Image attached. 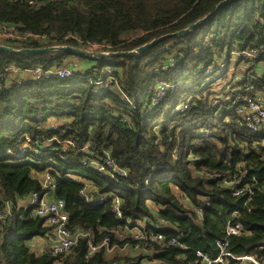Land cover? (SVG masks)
<instances>
[{
  "label": "trees",
  "instance_id": "obj_1",
  "mask_svg": "<svg viewBox=\"0 0 264 264\" xmlns=\"http://www.w3.org/2000/svg\"><path fill=\"white\" fill-rule=\"evenodd\" d=\"M27 1L0 0V23L46 38L8 43L14 47L96 42L98 50H127L162 37L140 55L102 59L66 51L27 55L0 50V69L9 64L48 67L72 59L82 63L70 77H28L0 90V205L10 206L8 223L0 225V264H101L109 260L100 245L105 236H110L109 246L116 250L111 259L118 264H143V259L145 264H198L194 250L214 256L215 239L234 222L241 223L242 233L229 236L230 250L251 251L264 264V130L244 127L227 102L210 91L200 68L235 46L264 45V0H230L181 36L173 32L212 11L220 0ZM170 57L174 66L168 65ZM109 76L113 85L98 90L95 82ZM158 80L171 86L152 105ZM182 100L188 107L176 110ZM53 121L61 124L59 130L51 128ZM25 137L34 146L19 156ZM53 137L58 141L45 144ZM65 139L74 146L63 151ZM79 143L89 147L80 150ZM104 152L128 171L118 182L80 162ZM44 173L55 182L54 195L65 201L68 225L86 233L63 256L31 249L30 240L51 227L45 217L32 214L31 206L18 203L42 190ZM234 174L239 183L222 184ZM85 183L97 192L90 201L79 195ZM240 183L253 190L249 198L246 192L232 194ZM103 194L120 197V217L110 209L111 198L98 202ZM144 218L166 221L165 241L147 255H119L118 249H132L135 241L119 239L109 229ZM171 237L177 242L169 243ZM89 238L98 246L94 252H89Z\"/></svg>",
  "mask_w": 264,
  "mask_h": 264
},
{
  "label": "built area",
  "instance_id": "obj_2",
  "mask_svg": "<svg viewBox=\"0 0 264 264\" xmlns=\"http://www.w3.org/2000/svg\"><path fill=\"white\" fill-rule=\"evenodd\" d=\"M28 4L37 3L36 0H28ZM29 38H46V35H36L30 31L18 30L17 26H9L4 23H0V43L5 41L4 44L18 43ZM88 49L98 50V44L91 42L88 44ZM235 62V65H241L242 71L239 73L235 80H230L231 86L230 96L227 101V108L234 112L235 118L247 129L256 133L264 130V45H246L235 46L229 53H225V58L219 56L215 61L208 64L206 67L201 64L200 68H204L203 71H212L223 75L227 70L230 62ZM169 66H174L175 60L173 57L169 58ZM167 67L166 65L163 68ZM80 68L79 61L72 59L67 64L51 65L43 67L36 65L32 68H22L12 64L6 65L0 69V90L3 88H9L13 84L21 83L26 78L33 79H46L52 76L60 78L70 77L77 74ZM112 68H107V71H111ZM219 71V72H218ZM112 77L107 79H100L95 82L98 90H104L112 86ZM210 81V80H209ZM234 81V82H233ZM233 82V83H232ZM112 84V85H111ZM228 85V83H227ZM171 85L160 84L156 87V95L152 98V105L159 103L165 96L166 89H169ZM166 87V88H165ZM179 105V104H178ZM188 107V101L184 100L182 104L177 106L176 110H184ZM51 128L59 130L61 124L58 122H52ZM69 128V126H67ZM210 133V132H207ZM56 140L57 137L45 140V144H49L50 141ZM80 150L88 148L89 145L80 144ZM30 146H34L33 140L30 137H25V140L18 149V155L25 154ZM69 146H74L72 139H65L62 141V150L65 151ZM32 148V147H31ZM195 158H197L195 156ZM82 164L92 165L99 173L108 175L113 178L114 182L128 174V171L117 164L115 159L109 152H104L100 158H93L90 160L84 159L80 161ZM206 176L214 178L213 173H204ZM42 190H33L24 198L19 200L25 207H32V214L36 216L45 217V224L50 226L43 236H39L44 239L45 246L43 250H48L52 256H63L67 253L70 247L76 242L80 236L86 235L80 228H71L68 225V214L65 210V201L63 198L56 197L54 195L55 182L52 176L48 173H44L41 178ZM234 182H240L237 174L232 177H224L222 179L223 185H231ZM176 187V186H175ZM261 189L264 192V182ZM95 191V190H93ZM92 189L85 186L79 190V195L85 200L90 201L93 194ZM243 192L248 193V198L253 193L247 183H240L233 191V195H238ZM97 195V194H96ZM107 198H111V211L117 217L121 216L120 212V197L117 195L103 194L98 197V202L103 203ZM198 214H202L200 208L196 209ZM10 215L9 204L5 206L0 205V225L4 226L8 223ZM131 225L126 228L109 229V232L115 233L119 239L130 236L135 244L132 249L136 253L147 255L155 250L154 245L160 244L165 241L167 235L164 229L167 227L166 221L160 218L158 221H150V219L144 218L136 221H128ZM150 226V227H148ZM242 233V226L240 222L228 223L225 229V236L222 238H216L215 244L218 248L217 253L211 256L209 253L202 249H195L194 254L196 257L195 262L198 264H236L233 260L249 261L255 264H260L256 259L253 252H247L242 254L233 253L230 250L229 236L240 235ZM110 236H105L100 245H105L106 253L109 258L108 261L101 264H118L116 259H111L112 250L114 247L109 246ZM169 243H176V239L171 237L167 240ZM31 245V242H30ZM89 252H94L98 246L92 243V239H88ZM180 247H185L181 244ZM144 261V260H143ZM147 261L142 262L145 264Z\"/></svg>",
  "mask_w": 264,
  "mask_h": 264
},
{
  "label": "water",
  "instance_id": "obj_3",
  "mask_svg": "<svg viewBox=\"0 0 264 264\" xmlns=\"http://www.w3.org/2000/svg\"><path fill=\"white\" fill-rule=\"evenodd\" d=\"M230 0H220L212 11L208 12L204 16L198 18L194 22L188 24L186 27L179 29L173 32L174 35H184L189 33L190 31L194 30L200 23L206 21L209 17H211L215 12H217L224 4L228 3ZM162 36L152 38L151 40L144 42L134 48L127 49V50H95V49H88L85 47L75 46L71 44H53L41 47H14L11 45H7L4 43H0V50L9 52L12 54H27V55H39L44 53H53L59 51H66L71 52L83 57H89L94 59H102V58H109L112 56L118 55H140L150 46H152L159 38ZM93 194H97L96 191H93ZM173 203L177 206L176 202Z\"/></svg>",
  "mask_w": 264,
  "mask_h": 264
},
{
  "label": "rangeland",
  "instance_id": "obj_4",
  "mask_svg": "<svg viewBox=\"0 0 264 264\" xmlns=\"http://www.w3.org/2000/svg\"><path fill=\"white\" fill-rule=\"evenodd\" d=\"M131 35L132 34H129V36H131ZM72 58H76V57H72ZM222 58H225V52L222 55ZM79 64L81 65V61H79ZM241 71H242L241 65H235V62L231 61L228 64L227 70L223 73V75H218L219 73H214L212 71H207V72L203 71V74L205 75L206 80H210V82H209L210 91L214 92V95L216 96V98L219 102L224 103V102L228 101L229 96H230V89H231V86L229 84L230 80H235ZM227 83H228V85H227ZM160 84L171 85L170 82L158 80L156 87ZM183 102H184L183 100L179 101L178 104L180 105ZM178 104L175 106V109H177V106L179 107ZM53 122H56V121H53ZM177 196L179 197V199L184 204H187V200L185 198H183L179 194H177ZM118 253L120 255H127V256L141 255L140 253L134 252L129 246H124V248H122V249L120 248ZM143 260L146 261V259H143Z\"/></svg>",
  "mask_w": 264,
  "mask_h": 264
},
{
  "label": "crops",
  "instance_id": "obj_5",
  "mask_svg": "<svg viewBox=\"0 0 264 264\" xmlns=\"http://www.w3.org/2000/svg\"><path fill=\"white\" fill-rule=\"evenodd\" d=\"M81 65H82V63H81ZM80 65V66H81ZM20 201H18V203H19ZM30 242H31V245H30V247H31V249L32 250H34V251H36V252H40V251H42V247L43 246H45V241H44V239H42V238H40L39 236H36V237H33L31 240H30ZM124 248V247H123ZM122 249V248H121ZM133 250V249H132ZM118 251H119V249H118ZM134 251V250H133ZM135 252V251H134ZM116 253V250H112V254H115ZM120 255V254H119Z\"/></svg>",
  "mask_w": 264,
  "mask_h": 264
}]
</instances>
